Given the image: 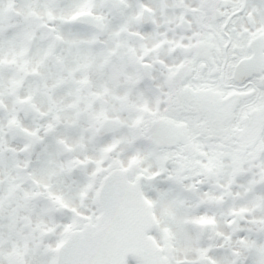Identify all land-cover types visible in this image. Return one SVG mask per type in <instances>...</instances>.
I'll return each mask as SVG.
<instances>
[{
  "label": "snow or ice",
  "instance_id": "obj_1",
  "mask_svg": "<svg viewBox=\"0 0 264 264\" xmlns=\"http://www.w3.org/2000/svg\"><path fill=\"white\" fill-rule=\"evenodd\" d=\"M0 264H264V0H0Z\"/></svg>",
  "mask_w": 264,
  "mask_h": 264
}]
</instances>
